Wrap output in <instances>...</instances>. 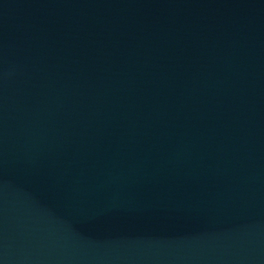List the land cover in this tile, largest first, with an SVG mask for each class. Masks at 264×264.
<instances>
[{
  "label": "water",
  "instance_id": "water-1",
  "mask_svg": "<svg viewBox=\"0 0 264 264\" xmlns=\"http://www.w3.org/2000/svg\"><path fill=\"white\" fill-rule=\"evenodd\" d=\"M0 264H264V0H0Z\"/></svg>",
  "mask_w": 264,
  "mask_h": 264
}]
</instances>
